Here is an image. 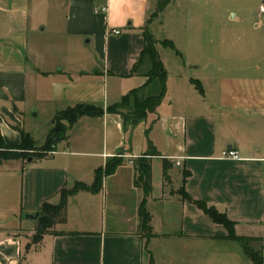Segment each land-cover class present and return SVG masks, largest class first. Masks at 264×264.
Wrapping results in <instances>:
<instances>
[{"label":"crops","instance_id":"obj_1","mask_svg":"<svg viewBox=\"0 0 264 264\" xmlns=\"http://www.w3.org/2000/svg\"><path fill=\"white\" fill-rule=\"evenodd\" d=\"M263 5L0 0L4 142L21 144L29 111L51 119L78 104L105 111L80 119L54 152L2 163L0 264H157L159 251L176 264L207 240L236 243L243 251L195 202L226 215L238 237L254 240L264 264ZM146 33L157 42L167 93L156 115L128 140L122 117L107 109L147 83L149 61L133 73ZM164 41L175 48L163 47ZM226 150L241 160L223 158ZM119 155L123 164L104 178L102 189L71 197L66 222L34 244L37 221L28 217L44 203L59 204L64 188L91 185L96 171ZM141 160L149 165L148 192L139 181ZM182 188L192 201L183 199ZM141 208L150 216L151 235L143 230Z\"/></svg>","mask_w":264,"mask_h":264},{"label":"trees","instance_id":"obj_2","mask_svg":"<svg viewBox=\"0 0 264 264\" xmlns=\"http://www.w3.org/2000/svg\"><path fill=\"white\" fill-rule=\"evenodd\" d=\"M163 7L159 9L162 10ZM158 11V12H159ZM157 12V13H158ZM158 15V14H157ZM145 47L141 53L140 59L135 66L133 73L137 67L144 61L150 62V70L147 74V83L141 89L134 90L131 94L125 96L122 102L118 105L111 106L107 109L110 114H118L122 117L123 127L128 140L131 139L134 128L141 122L148 121L151 116L156 115L158 108L162 104L167 93L168 74L161 60L157 49V42L146 33ZM161 45L165 48L174 49V45L169 41H164ZM104 109L88 104H78L72 108H68L61 112L62 119L56 121L55 128L51 131L47 146L48 153L55 151V146L68 138L69 130L82 118H99L104 115ZM67 123L65 125L64 123ZM157 122L154 120L153 125ZM150 128L146 131L148 139ZM21 135V144L18 146H8L0 134V166L5 161L16 159H36L42 158L44 154L33 156L35 150V143L28 134L23 131L19 132ZM32 154V155H31ZM149 154H146V156ZM154 156V155H150ZM123 164L121 155L111 158L104 168H100L95 173L94 182L91 185L85 183H76L72 188H64L60 192L61 201L57 205L44 203L39 211V228L33 237V243L38 244L42 238L49 233L56 225L64 224L67 220V204L68 200L80 192L97 193L103 187V180L106 176L113 175L118 167ZM139 181L143 184L146 192L150 190V171L148 163L141 160L140 162ZM183 199L192 201L184 188L180 191ZM195 204L203 210L212 221L223 225L228 231V239L237 241L241 244L243 252L254 264H263L262 252H257L252 248L254 240L238 237L235 233V224L230 221L226 215L220 214L213 207H208L202 202H195ZM140 217L142 220L143 230L147 235H151L150 216L146 213L144 208H141Z\"/></svg>","mask_w":264,"mask_h":264},{"label":"rangeland","instance_id":"obj_3","mask_svg":"<svg viewBox=\"0 0 264 264\" xmlns=\"http://www.w3.org/2000/svg\"><path fill=\"white\" fill-rule=\"evenodd\" d=\"M149 35L151 36V34ZM167 52L171 51L168 50ZM36 115V110L28 112L26 133L35 143L33 156H39L42 154H44L42 156H45L49 154L47 150H44L48 148V137L51 131L55 128L56 121L62 119V116L61 112H59L53 119L45 118L42 111L39 116ZM64 124L67 125L66 122ZM36 221L39 228V222L38 220ZM34 236L31 237V240H33ZM156 260L157 264H168L164 256V251L157 252ZM176 264H251V262L246 258L238 244L214 243L207 240L206 246L200 248L199 252L194 250V252L189 253L188 259L183 256Z\"/></svg>","mask_w":264,"mask_h":264},{"label":"built area","instance_id":"obj_4","mask_svg":"<svg viewBox=\"0 0 264 264\" xmlns=\"http://www.w3.org/2000/svg\"><path fill=\"white\" fill-rule=\"evenodd\" d=\"M106 11H107L106 8H103L101 10H98V9L96 10L97 13L98 12L99 13L100 12L101 13H104ZM260 12L261 13H264V5L260 7ZM112 34L113 35H120V32L114 30V31H112ZM222 157L225 158V159L241 160V157H240L239 153L236 152V151H233V150H226V151H224L223 154H222Z\"/></svg>","mask_w":264,"mask_h":264},{"label":"water","instance_id":"obj_5","mask_svg":"<svg viewBox=\"0 0 264 264\" xmlns=\"http://www.w3.org/2000/svg\"><path fill=\"white\" fill-rule=\"evenodd\" d=\"M32 160H33L32 158L29 159V162H32ZM28 218L31 219V220L36 221L39 218V214H35V215H32V216H29Z\"/></svg>","mask_w":264,"mask_h":264}]
</instances>
